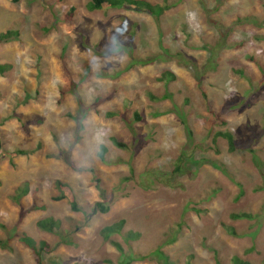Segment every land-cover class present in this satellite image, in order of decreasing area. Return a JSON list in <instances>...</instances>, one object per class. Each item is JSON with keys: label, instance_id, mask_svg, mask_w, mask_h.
<instances>
[{"label": "rangeland", "instance_id": "374dc122", "mask_svg": "<svg viewBox=\"0 0 264 264\" xmlns=\"http://www.w3.org/2000/svg\"><path fill=\"white\" fill-rule=\"evenodd\" d=\"M147 1L171 8L155 19L91 12L90 0H0V34L18 32L0 40V264H37L22 234L48 243L42 264H119L113 243L145 257L133 264H264V0ZM16 150L29 153L10 161ZM57 181L78 212L56 200ZM102 197L110 210L94 214ZM46 218L66 243L37 227Z\"/></svg>", "mask_w": 264, "mask_h": 264}, {"label": "trees", "instance_id": "16d2710c", "mask_svg": "<svg viewBox=\"0 0 264 264\" xmlns=\"http://www.w3.org/2000/svg\"><path fill=\"white\" fill-rule=\"evenodd\" d=\"M12 4H18L21 0H9ZM124 8H129V9H135L138 11H141L143 13H146L150 16H152L155 19H159L163 14L170 10L171 6L166 2L162 5L160 4H153L152 2H149L147 0H90V2L87 5V9L91 12H98V11H109V10H114V9H124ZM72 12L73 9L70 11V13L67 15V19L72 18ZM17 38L18 37V32L17 31H9L7 33L0 34V40L1 41H7L10 40L11 38ZM119 48L120 45H119ZM150 61L147 60H134L132 65L135 64H140V65H146ZM10 70V65L7 64H0V75L4 76L8 71ZM165 79V74H163L159 80L162 81ZM151 98L154 99L153 96H150ZM166 99V97H163ZM115 114L114 113H109V117H113ZM137 120H140L139 117H136ZM179 119L181 120L183 126L186 129V132L188 134V139L189 141H192V134L189 129V126L187 125L185 118L180 115ZM222 138L226 141L227 146H228V151L230 153H235L238 146L235 142L234 135L229 132V131H219L214 135L213 141L215 142L216 139ZM113 143L117 147H124L121 143L117 142L115 139H113ZM29 152L24 151V150H16L12 153H6L5 155L9 158L10 161H12L14 158L18 156H25ZM105 153H106V148L104 146L101 147V151L99 153V159L101 162H105ZM259 164V162H257ZM55 186L57 187L60 195L56 198V200H68L71 210L73 212H78L80 209L77 205L76 201V196L72 190V188L67 185L62 183L61 181H57L55 183ZM239 187H241L239 185ZM99 189V188H98ZM100 190V189H99ZM29 191L28 184H24L22 187L18 189V193L15 194L14 199H19L22 196L26 195ZM103 194V192H102ZM242 195H244L243 190L240 188L239 194L237 199H239ZM102 201L95 203L93 213H101V214H107L110 210V207L106 201V198L102 197ZM38 209V208H37ZM231 218L233 220H252L253 216L249 213H235L231 215ZM37 227L47 233L51 234H56L60 236L61 242L66 243V237L62 236L60 232V223L56 221L53 218H46L43 220H39L36 223ZM125 226V220H120L116 223H113L111 225L105 226L100 230V235L101 237L105 240L108 241L111 239L112 236L114 235H120L124 229ZM0 228L4 229L5 227L3 225H0ZM139 234L133 233V232H127L125 234V240L130 241V240H136L138 239ZM19 241L21 244H23L25 247H27L31 252L34 254L36 258L37 264H42L41 263V252L45 251L46 249H49L48 243L45 241H35L33 238L29 237L26 234H22L21 237L19 238ZM115 247L118 249L120 253V261L119 264H133L135 262H140L145 260V257H135L132 255H127L124 251V249L121 247L120 244L118 243H113ZM0 246H3L2 243H0ZM159 254L163 257V253L159 250ZM165 257V256H164ZM164 261L167 262V258H164ZM233 264H248L238 257H235L233 259Z\"/></svg>", "mask_w": 264, "mask_h": 264}, {"label": "water", "instance_id": "95a60500", "mask_svg": "<svg viewBox=\"0 0 264 264\" xmlns=\"http://www.w3.org/2000/svg\"><path fill=\"white\" fill-rule=\"evenodd\" d=\"M0 150H1V142H0Z\"/></svg>", "mask_w": 264, "mask_h": 264}]
</instances>
